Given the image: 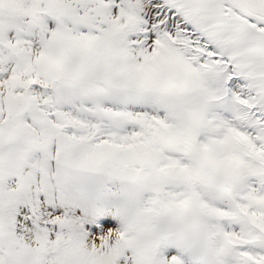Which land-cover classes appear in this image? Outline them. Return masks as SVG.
<instances>
[{
    "label": "snow or ice",
    "instance_id": "snow-or-ice-1",
    "mask_svg": "<svg viewBox=\"0 0 264 264\" xmlns=\"http://www.w3.org/2000/svg\"><path fill=\"white\" fill-rule=\"evenodd\" d=\"M0 264H264V0H0Z\"/></svg>",
    "mask_w": 264,
    "mask_h": 264
}]
</instances>
